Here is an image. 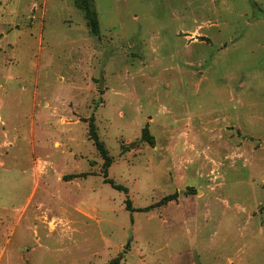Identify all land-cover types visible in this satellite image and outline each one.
Returning <instances> with one entry per match:
<instances>
[{
	"label": "rangeland",
	"instance_id": "1",
	"mask_svg": "<svg viewBox=\"0 0 264 264\" xmlns=\"http://www.w3.org/2000/svg\"><path fill=\"white\" fill-rule=\"evenodd\" d=\"M117 255L264 264V0H0V264Z\"/></svg>",
	"mask_w": 264,
	"mask_h": 264
},
{
	"label": "trees",
	"instance_id": "2",
	"mask_svg": "<svg viewBox=\"0 0 264 264\" xmlns=\"http://www.w3.org/2000/svg\"><path fill=\"white\" fill-rule=\"evenodd\" d=\"M90 126H91L90 127L91 135H92L93 139L97 143V146L101 147V144L98 142V140L96 138V134L94 133V130L92 128V125H90ZM116 188L119 189V190L123 189V187H121V186H118ZM127 207L130 209L129 204H127ZM120 260H121V256L120 255H117L114 258H112L107 264H121L120 263Z\"/></svg>",
	"mask_w": 264,
	"mask_h": 264
},
{
	"label": "crops",
	"instance_id": "3",
	"mask_svg": "<svg viewBox=\"0 0 264 264\" xmlns=\"http://www.w3.org/2000/svg\"><path fill=\"white\" fill-rule=\"evenodd\" d=\"M16 205H19V204H15V203L13 204V203H12V204H11V208H10V210L13 209L12 207H13V206H16ZM20 218H22V217H20ZM12 219H14V217H13ZM21 221H22V219H20L19 225L22 223ZM8 223H9V222H8ZM22 224H23V223H22ZM22 226H24V225H22ZM19 228H20V226L18 227V231L20 230ZM22 228H23V227H22ZM17 246H18V245H17ZM17 253H18V249H17ZM17 253H16V255H17ZM10 263H11V262H10ZM10 263H6V264H10Z\"/></svg>",
	"mask_w": 264,
	"mask_h": 264
}]
</instances>
